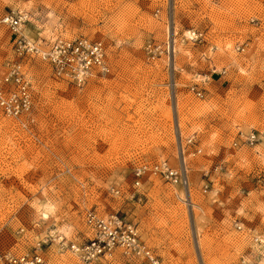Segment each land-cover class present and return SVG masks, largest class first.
Returning <instances> with one entry per match:
<instances>
[{"label":"rangeland","instance_id":"374dc122","mask_svg":"<svg viewBox=\"0 0 264 264\" xmlns=\"http://www.w3.org/2000/svg\"><path fill=\"white\" fill-rule=\"evenodd\" d=\"M8 9L28 13L30 40H100L109 72L77 87L23 58L31 120L0 112L3 246L80 264L58 238H93L92 209L134 225L160 264H264V142L240 144L264 127V0H0ZM11 47L0 25V71ZM162 161L186 165L190 203L149 172L135 185L136 166ZM106 264L147 263L117 249Z\"/></svg>","mask_w":264,"mask_h":264},{"label":"built area","instance_id":"2783aa9c","mask_svg":"<svg viewBox=\"0 0 264 264\" xmlns=\"http://www.w3.org/2000/svg\"><path fill=\"white\" fill-rule=\"evenodd\" d=\"M28 20L25 10H1L0 25L4 26L10 36L12 54L5 59L0 71V112L25 127L31 120L33 96L31 80L28 75L24 57L37 56L46 61L53 75L71 85L80 87L89 78L105 75L109 72L106 61V50L100 40L85 36H56L50 40H30L23 34V26ZM197 95L201 96L198 92ZM264 139V127L252 129L247 134H240V144L254 146ZM193 138L187 139L191 144ZM234 146L237 142L233 143ZM197 152L200 149L196 150ZM152 173L185 190V200L190 203L189 180L183 163L172 167L166 161L153 164L141 163L133 170L135 185L145 173ZM118 193V190H112ZM86 225L94 231V237L82 243L63 245L59 237L60 248L67 247L77 257L80 264H106L112 253L119 249L130 258L142 259L147 264H160L158 256L140 239L137 228L126 222L117 214L100 215L95 210L87 209L84 214ZM235 227L240 230L237 223ZM260 237L255 236L254 242ZM243 262V261H242ZM0 264H44L43 256L38 250L25 253H13L0 242Z\"/></svg>","mask_w":264,"mask_h":264},{"label":"bare ground","instance_id":"6f19581e","mask_svg":"<svg viewBox=\"0 0 264 264\" xmlns=\"http://www.w3.org/2000/svg\"><path fill=\"white\" fill-rule=\"evenodd\" d=\"M190 36H191V34H189ZM193 36V35H192ZM262 142H264V139L260 142V143H258V144H261ZM257 145V144H256ZM255 146V145H254ZM185 167H186V165H185ZM45 218H47V214L45 213ZM242 230V229H241ZM253 243L255 244V245H257V244H264V240H263V238H260V240L258 241V242H254L253 241Z\"/></svg>","mask_w":264,"mask_h":264}]
</instances>
